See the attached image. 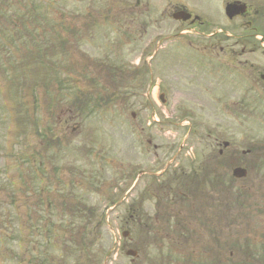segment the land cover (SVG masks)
<instances>
[{
    "label": "rangeland",
    "instance_id": "374dc122",
    "mask_svg": "<svg viewBox=\"0 0 264 264\" xmlns=\"http://www.w3.org/2000/svg\"><path fill=\"white\" fill-rule=\"evenodd\" d=\"M73 7L71 6L70 8L68 7L67 11L69 14H71V10ZM66 11V12H67ZM59 15V14H58ZM57 15V16H58ZM166 29H161L159 31H156L155 33H160ZM104 31L105 29H101L97 34L94 40H89L87 43L81 44V51L82 53L88 55L90 58L97 60L98 58L102 57L103 55L107 54L109 57L111 55H116L119 58V55L128 60V62H137L140 58H142V64L145 61V56H143L144 51L146 49V43L147 39H143L138 46H127L123 47L121 46L119 48V44L114 45L113 47H109L104 41ZM116 34L112 35L111 38H115ZM149 39V38H148ZM131 53V54H130ZM134 66V65H132ZM81 74H88L91 75V72H78ZM73 80L77 79L78 81L80 78L78 77V74H74L72 77ZM82 87H89L87 82H85ZM65 89H68L67 86H65ZM151 104L148 103V101L145 104H141L138 107L136 104L138 103L137 100H132L134 102V107L130 109L129 111H138L140 114V124L142 127H145V124L147 123V126L150 124L148 121V116L149 113L145 111H156L159 115L162 114L161 119L166 120L168 115L171 113H176L177 110L170 109L167 106H162L160 102L158 101V97L155 95V93L151 94ZM145 101V100H144ZM155 101H157L158 105H156ZM145 109V111H143ZM65 112V109L63 108H57L53 110V117L50 119L47 114L48 110H42V114L44 116V119L49 118L51 121H46L47 123L51 122H56L57 119L62 118L63 113ZM4 117H6V112L1 111ZM130 114L131 112L126 111L125 109H121L120 105L118 103H115L112 107H108L105 111L99 112V114L95 117H91L88 119V121L84 122L85 125V131H84V136H87L88 133V128L91 127L94 123H98L99 125H103L105 127L104 131L102 132L101 137L103 139V144L105 141L108 144V151L109 155L108 158L110 160L111 164H117L118 160V152H119V147L123 146L124 141L127 139L121 137V132L119 129L120 124L125 121V122H130ZM125 119H123V117ZM47 117V118H46ZM101 119H104V123H102ZM102 123V124H101ZM40 128H43L45 125L44 123H39L38 124ZM15 128V125L8 120H4L0 124V174L2 176L4 175H9L10 177H13L14 179H17L19 182L21 174L19 171L15 168L16 166H21V153L23 152V149L27 148V142L30 141L31 137L32 140L30 141L31 144H36V133H31L28 134L26 137H22L21 139L18 138L17 132L15 133L13 129ZM63 130H61V133ZM70 133V130L68 131ZM155 139V141H158V138L156 134L153 131H148ZM167 132H170L169 128ZM160 135V134H159ZM184 140V133L183 131L181 132V138L180 142L182 143ZM161 142V139L159 140ZM162 142H166L165 140H162ZM29 143V142H28ZM129 145H133L135 143V137L131 133L129 137ZM13 145H18L16 150H12L11 147ZM16 152L15 158L11 157V153ZM48 155V153L46 154ZM71 160V156L68 155L62 162V164L69 163ZM160 169V167H159ZM7 170V171H6ZM8 192L6 190H1L0 189V200L1 198H5L7 196ZM104 206V202L99 204L98 210L99 212H102ZM21 211V208H19ZM116 216V215H114ZM96 220H98L96 218ZM6 228H12L14 230H17V226H0V229H6ZM116 222L113 223V226L111 229V232L105 233V229L100 228L94 232L90 231L92 234L97 233L98 240L94 244V251L92 252V256L96 260V264H105V261L107 259V256L110 255L111 260L109 263L110 264H146V260L140 258L143 254H140V257L133 261L132 259L126 258L125 254L122 253L121 251L117 256L115 255V249H116ZM12 234V240L13 242H10L8 244V249L11 250V253L8 254L7 256L3 255L0 252V258L3 261H0V264H22V250L19 248L17 239H18V232L13 231L11 232ZM118 237V236H117ZM1 246V242H0ZM37 247H34V243L30 244L28 246V253H31V250ZM62 255H64L62 253ZM80 252H77L76 258H68L64 262L66 264H75L76 261L79 262L80 258ZM113 256V257H112Z\"/></svg>",
    "mask_w": 264,
    "mask_h": 264
},
{
    "label": "flooded vegetation",
    "instance_id": "af4514ba",
    "mask_svg": "<svg viewBox=\"0 0 264 264\" xmlns=\"http://www.w3.org/2000/svg\"><path fill=\"white\" fill-rule=\"evenodd\" d=\"M252 1H262L259 5V10L256 11L257 19L260 27H264V0H220L218 5L212 4L211 0H201L202 8L201 10V20L199 28H229V25L236 21L237 17L241 14H237L233 19H229L226 14V8L228 5L235 6H248L246 2ZM256 3V2H255ZM244 25H241V27ZM243 43V39L236 38H222L217 41L209 40V42L204 41V45L213 51L224 52L229 59H232L237 51L239 44ZM223 45H225L223 47ZM218 55H220L218 53ZM240 55H245V49H240ZM222 75L215 77L214 75L203 76L201 80L203 81V86L200 91L201 94L207 99L210 105H244L248 104L247 101H243L245 98L243 95L234 93L233 90L237 88V85L241 84L242 87L249 88L253 90L254 87L258 86L259 78L264 72H220ZM253 98V97H251ZM231 119V118H229ZM232 156L229 157L228 161H232Z\"/></svg>",
    "mask_w": 264,
    "mask_h": 264
},
{
    "label": "bare ground",
    "instance_id": "6f19581e",
    "mask_svg": "<svg viewBox=\"0 0 264 264\" xmlns=\"http://www.w3.org/2000/svg\"><path fill=\"white\" fill-rule=\"evenodd\" d=\"M199 8L201 9L202 8V5Z\"/></svg>",
    "mask_w": 264,
    "mask_h": 264
}]
</instances>
